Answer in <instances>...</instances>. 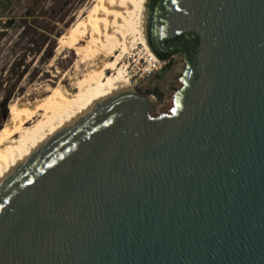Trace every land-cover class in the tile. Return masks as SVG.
<instances>
[{
    "label": "water",
    "instance_id": "obj_1",
    "mask_svg": "<svg viewBox=\"0 0 264 264\" xmlns=\"http://www.w3.org/2000/svg\"><path fill=\"white\" fill-rule=\"evenodd\" d=\"M168 112L124 88L0 185V264H264V0H151Z\"/></svg>",
    "mask_w": 264,
    "mask_h": 264
},
{
    "label": "bare ground",
    "instance_id": "obj_2",
    "mask_svg": "<svg viewBox=\"0 0 264 264\" xmlns=\"http://www.w3.org/2000/svg\"><path fill=\"white\" fill-rule=\"evenodd\" d=\"M150 1L95 0L60 36L61 50L71 47L78 59L59 77L53 74L57 80L40 79L12 102L0 130V185L76 113L112 92L132 89L125 61L132 50L140 49L139 59L151 58L152 66L162 65L147 34Z\"/></svg>",
    "mask_w": 264,
    "mask_h": 264
},
{
    "label": "rangeland",
    "instance_id": "obj_3",
    "mask_svg": "<svg viewBox=\"0 0 264 264\" xmlns=\"http://www.w3.org/2000/svg\"><path fill=\"white\" fill-rule=\"evenodd\" d=\"M95 0H6L0 7V130L12 112L11 104L40 79H55L72 68L78 56L71 47L60 48L59 38L90 11ZM78 32L72 37L75 42ZM140 49L125 56L132 76V89L153 95L152 115L168 112L173 95L181 86L185 68L182 55L170 57L150 74L142 72ZM60 72V73H58ZM57 76H53L56 74Z\"/></svg>",
    "mask_w": 264,
    "mask_h": 264
},
{
    "label": "built area",
    "instance_id": "obj_4",
    "mask_svg": "<svg viewBox=\"0 0 264 264\" xmlns=\"http://www.w3.org/2000/svg\"><path fill=\"white\" fill-rule=\"evenodd\" d=\"M6 0H0V7L1 5L5 2ZM144 60V67L142 69L143 73H147L150 74L152 73L154 70L158 69L159 66H161V64H159L158 62H154L153 66L150 64L151 58L150 60H147L146 58L143 59Z\"/></svg>",
    "mask_w": 264,
    "mask_h": 264
}]
</instances>
